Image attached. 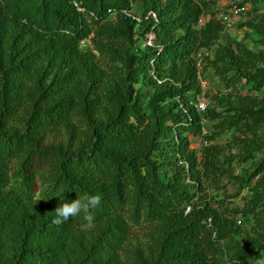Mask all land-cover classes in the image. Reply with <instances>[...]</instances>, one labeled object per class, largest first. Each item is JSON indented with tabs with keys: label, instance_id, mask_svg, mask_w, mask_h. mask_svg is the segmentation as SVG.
I'll list each match as a JSON object with an SVG mask.
<instances>
[{
	"label": "trees",
	"instance_id": "trees-1",
	"mask_svg": "<svg viewBox=\"0 0 264 264\" xmlns=\"http://www.w3.org/2000/svg\"><path fill=\"white\" fill-rule=\"evenodd\" d=\"M219 14L215 0H0V264L264 261V18L238 25L250 47L224 42ZM208 78L225 92L205 94ZM86 194L101 196L92 226L53 223Z\"/></svg>",
	"mask_w": 264,
	"mask_h": 264
},
{
	"label": "rangeland",
	"instance_id": "rangeland-1",
	"mask_svg": "<svg viewBox=\"0 0 264 264\" xmlns=\"http://www.w3.org/2000/svg\"><path fill=\"white\" fill-rule=\"evenodd\" d=\"M219 5L220 14L219 17H228L229 21L226 24L227 30L224 35V42L226 44H232L234 41H240L244 42L250 47H254L252 42H254V39L248 38L247 36V30L241 29L238 27V25L244 21H248L250 19H263L264 18V7L259 13H256L253 11L252 7L250 5H246V10L242 13L236 14V11L238 9L237 4L241 3L243 0H215ZM82 48L84 50H87L90 48V42H85L82 44ZM220 83H217L212 78H208L207 81L203 82V89L205 94L209 93H218L221 91L222 87L220 86ZM223 91V89H222ZM225 92V91H223ZM243 96L247 95V92H240ZM250 95H254L251 93ZM203 102L207 104V107H210V102L202 96L200 98ZM191 141V148L195 149L197 152L200 153L202 147H203V141L201 139L190 137ZM227 142H222V145H225ZM221 194V193H220ZM212 196H218V192H212L210 193ZM219 197V196H218ZM234 202L237 205H241L240 199H235ZM133 239H139L140 241H143V235L140 229H134L133 230Z\"/></svg>",
	"mask_w": 264,
	"mask_h": 264
},
{
	"label": "clouds",
	"instance_id": "clouds-1",
	"mask_svg": "<svg viewBox=\"0 0 264 264\" xmlns=\"http://www.w3.org/2000/svg\"><path fill=\"white\" fill-rule=\"evenodd\" d=\"M100 202V195L87 194L82 197L77 196V198L71 202L64 201L56 207L54 211L56 218L53 220V223L55 225H61L69 221L70 218L83 213V219L87 222L86 227H90L93 225L95 219L91 210L99 206ZM257 264H264V261H258Z\"/></svg>",
	"mask_w": 264,
	"mask_h": 264
},
{
	"label": "built area",
	"instance_id": "built-area-1",
	"mask_svg": "<svg viewBox=\"0 0 264 264\" xmlns=\"http://www.w3.org/2000/svg\"><path fill=\"white\" fill-rule=\"evenodd\" d=\"M75 7L77 8V10H78L79 12L82 11V9L80 8V6H79L77 3L75 4ZM245 10H246V8H244V7H243V8H240V9H237L236 14L242 13V12H244ZM124 13H125L128 17H131L133 20L137 21L138 23H142V21H143V19L141 18V16H140L139 14H137V13L127 12V11H125ZM148 19H152V20H154L156 23L159 22L157 14H156V13H153V12L150 13V14L145 18V20H148ZM223 21H224L225 24H227L228 21H229L228 17H224V18H223ZM204 22H205V19L202 18L201 21H200V25H202ZM155 37H156V35H155V33H154L153 31L150 32V33H148V34L145 36L144 40H143L144 45H145V46H148V47H154V46H155ZM195 107L198 109V111H199L200 113H204V112L207 110V108H208V107H207V104H206L205 102H203L202 100H200V99H199L198 102L195 104ZM184 112L187 113L186 110H184ZM202 124H203L204 126H206V125H207V121L204 119V120L202 121ZM205 133H206V132H205Z\"/></svg>",
	"mask_w": 264,
	"mask_h": 264
}]
</instances>
